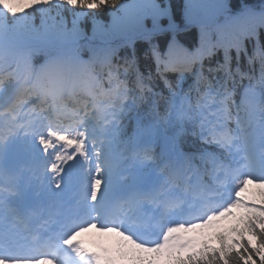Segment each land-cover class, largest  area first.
<instances>
[{
    "label": "snow or ice",
    "instance_id": "6c2138e0",
    "mask_svg": "<svg viewBox=\"0 0 264 264\" xmlns=\"http://www.w3.org/2000/svg\"><path fill=\"white\" fill-rule=\"evenodd\" d=\"M234 208L228 230L189 235ZM91 229L115 245L86 247ZM254 256L264 264V0H0V264Z\"/></svg>",
    "mask_w": 264,
    "mask_h": 264
},
{
    "label": "trees",
    "instance_id": "16d2710c",
    "mask_svg": "<svg viewBox=\"0 0 264 264\" xmlns=\"http://www.w3.org/2000/svg\"><path fill=\"white\" fill-rule=\"evenodd\" d=\"M176 1H177V3H175ZM171 2H172L173 4H181V5L183 4V0H171ZM247 2L250 3V4H258V3L260 2V0H247ZM98 18H99L101 21H104L105 23H107V22L109 21V19H110V18L108 17V14H107L106 12L101 13L100 16H99ZM178 22H179V21H178ZM145 23H146V25H147L148 27H151V20H150V19H149V20H146ZM161 24L164 25V26H167V19H166V18H163V19L161 20ZM81 26H82V27H83V28H84L89 34H91L92 22H91L90 19L84 21V22L82 23ZM188 32L191 33V34H193V35H195L196 32H198V31H194V29H189ZM179 34H180V36H181L182 39H184L185 41H187V40L185 39L187 33H185V32H181V33H179ZM192 42H193V41H192ZM138 44H139V46H140L141 49L145 48V45H144V43H143L141 40H138V41L136 42V46H137V48H139V47H138ZM237 217H238V215H237L234 219H232V220H230V221H227V222H226V227H221V228H218V229L213 230V231L211 232V234H210L209 237L214 236V234H215L216 232H218V231H225V230H228L231 226H233V225L236 223ZM246 239H247V237H246ZM254 243H255V241H254ZM253 259H255V260L257 261V264H259V258H258V257H255V256H254Z\"/></svg>",
    "mask_w": 264,
    "mask_h": 264
},
{
    "label": "rangeland",
    "instance_id": "374dc122",
    "mask_svg": "<svg viewBox=\"0 0 264 264\" xmlns=\"http://www.w3.org/2000/svg\"><path fill=\"white\" fill-rule=\"evenodd\" d=\"M175 3H177V1Z\"/></svg>",
    "mask_w": 264,
    "mask_h": 264
}]
</instances>
